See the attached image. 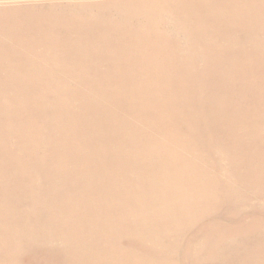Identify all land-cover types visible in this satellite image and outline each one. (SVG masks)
Wrapping results in <instances>:
<instances>
[{"label": "bare ground", "instance_id": "1", "mask_svg": "<svg viewBox=\"0 0 264 264\" xmlns=\"http://www.w3.org/2000/svg\"><path fill=\"white\" fill-rule=\"evenodd\" d=\"M260 9L264 0H0V220L11 200L37 211L8 213L0 234L29 218L31 255L54 258L50 238L36 246L37 213L68 205L96 226L94 239L113 241V264H264V102L231 112L230 78L179 76L164 60L256 42L263 54ZM154 70L170 73L168 102H183L184 115L156 110ZM30 92L53 107L31 104ZM39 170L54 183L46 200L33 185ZM93 178L102 188L85 192ZM77 181L81 201L64 199Z\"/></svg>", "mask_w": 264, "mask_h": 264}, {"label": "rangeland", "instance_id": "2", "mask_svg": "<svg viewBox=\"0 0 264 264\" xmlns=\"http://www.w3.org/2000/svg\"><path fill=\"white\" fill-rule=\"evenodd\" d=\"M258 15L261 18L264 17V9H260L258 11ZM240 43L244 45L243 42ZM164 60L172 68L170 71L177 73L179 76H205L211 81H215L217 78H230L235 86V91L229 104V111L231 112H233L234 109L238 108L241 104H244L254 112H257L259 104L264 102V53L262 54L259 49V42L254 44L252 51L250 52H244L238 47L233 48L231 51L220 50L208 60L192 61L186 65L174 63L169 59ZM231 60L233 61L231 62ZM183 67L184 69H182ZM227 67L243 68L241 70L227 71ZM108 72L110 71L106 70L103 73ZM149 72H153L155 74L161 72L163 75V77L151 78L147 85L148 88H146L155 89L156 91V110L160 111V108L164 107L168 110L184 115V106L181 104L183 102H168L169 91L175 89L172 86V81L166 78L170 73L168 71L158 70ZM103 76L106 77L107 82L114 83V81L110 79V76L106 74H103ZM177 85L178 89H187V85L181 78H177ZM250 85H254L256 88ZM134 87L135 86L130 85L127 89H125L124 97L130 100L134 95V89H132ZM79 89L84 88L79 87ZM85 89L93 88L88 87ZM236 89L241 90L236 91ZM243 90H245V92H243ZM177 92L179 91L177 90ZM30 94L32 95L30 98L31 104L39 107L40 102H42L47 109H51L53 107V103L50 100H41L40 98L34 96L31 92ZM50 97L51 95H49V98ZM143 103L144 105L149 104L147 100H144ZM86 107L91 108V106ZM142 119L145 120V118ZM222 163L226 165V162L222 161ZM162 178L167 180L166 176H162ZM32 180L34 188L38 191L39 196L43 200H46L48 197L46 187L53 186L54 183L45 177V171L43 170L34 172ZM96 181L97 179L93 178L90 182V187L84 188L85 192L102 188L101 186L95 185ZM83 186L84 184L82 182L80 184L79 181H77L73 187L65 188L64 199L68 200V198H72L74 200L81 201ZM4 203L5 200H2V204ZM5 204L6 206L4 207L5 210L3 211L2 219L0 220V226L3 224L5 216L10 212L14 217L23 215L27 211L29 213L37 212L32 208H28L27 210V202L23 199L16 201L11 200L10 206L8 203ZM219 213L222 215L225 214L222 210H220ZM37 214L43 216L42 220L44 223L45 234L40 238L36 246L38 250L45 247L46 244H41V241L45 238H50L52 241L49 244V248L54 254V258L48 257L43 250H40L41 253L31 255V251L35 246L34 241L37 237H39V234L37 233V227L28 220L29 218H26L18 232L0 234V255L3 257L4 264H7V259L9 257H16L19 260L18 264L21 262L22 264H113L112 259H115L113 241L109 238L103 241H97L94 239L91 236V233L96 231V226H92L90 229H87V225L85 223L86 216L84 214L81 216L75 215L73 210L69 208L68 205L62 209L61 215L59 216L53 215L52 218H49L48 215L40 211ZM9 225L13 226L12 224ZM30 233H33L32 236H29ZM193 240L195 241V237H193ZM20 245L24 246V250H19ZM24 256L25 258H23ZM191 256L202 257L203 252L200 255L193 256L191 254Z\"/></svg>", "mask_w": 264, "mask_h": 264}]
</instances>
